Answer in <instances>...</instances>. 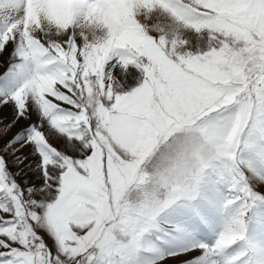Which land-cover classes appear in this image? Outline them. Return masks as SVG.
Listing matches in <instances>:
<instances>
[{
    "label": "snow or ice",
    "instance_id": "snow-or-ice-1",
    "mask_svg": "<svg viewBox=\"0 0 264 264\" xmlns=\"http://www.w3.org/2000/svg\"><path fill=\"white\" fill-rule=\"evenodd\" d=\"M6 52L0 264H264V0H0Z\"/></svg>",
    "mask_w": 264,
    "mask_h": 264
},
{
    "label": "rangeland",
    "instance_id": "rangeland-1",
    "mask_svg": "<svg viewBox=\"0 0 264 264\" xmlns=\"http://www.w3.org/2000/svg\"><path fill=\"white\" fill-rule=\"evenodd\" d=\"M2 59H3V63L0 64V75L3 74V72L6 70V68L8 66V53L7 52L4 54V56H3ZM4 111H5V114L8 116V119H11V114H10L9 110L8 109H5ZM26 123H27L26 121H21L20 124H18L16 127H14L12 129L11 132L8 133V136L5 137V139L11 137L15 132H17ZM9 159H11V158L9 157Z\"/></svg>",
    "mask_w": 264,
    "mask_h": 264
}]
</instances>
